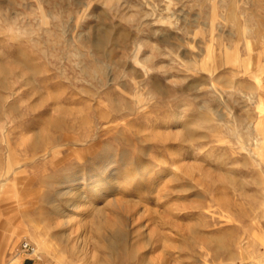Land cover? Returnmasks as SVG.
Here are the masks:
<instances>
[{"label":"rangeland","instance_id":"1","mask_svg":"<svg viewBox=\"0 0 264 264\" xmlns=\"http://www.w3.org/2000/svg\"><path fill=\"white\" fill-rule=\"evenodd\" d=\"M260 109L264 0H0V264H264ZM72 186L112 256L61 225Z\"/></svg>","mask_w":264,"mask_h":264},{"label":"bare ground","instance_id":"2","mask_svg":"<svg viewBox=\"0 0 264 264\" xmlns=\"http://www.w3.org/2000/svg\"><path fill=\"white\" fill-rule=\"evenodd\" d=\"M260 111L262 112L261 116H264V109H260ZM105 155H106V153H105ZM69 157H70V155H69ZM100 157L102 159L99 158L100 160H98L95 163V165L88 171V175H87V179H86V183H87L86 189L88 188L89 192L91 194H93L92 196L97 197L101 203L103 202V206L101 208H98V209L94 208L95 209L94 211H96L97 213H101L105 208H108V207L116 209V207H117L116 201L110 199V196L112 193H115L116 191H118V187H119L118 186L119 184L116 183L119 180V176L117 174H115L116 170L113 169V167L115 165V161L113 160V157L112 156L108 157L107 155L104 157H102V156H100ZM152 172L149 170H146V171H144L138 175H126V176H124L125 184L128 186H132V185L139 184V183L145 184L148 180V177L152 174ZM136 173H138V172H136ZM84 194L85 193H83V191L81 192L79 190V187L72 186V187L66 188L65 192L62 194L61 197L63 198L64 203L67 204L69 212H71L72 214L71 215L67 214V215L63 216V221H62L61 225L65 226V227H71V228H73L72 226L79 227V228L82 227V228H85V230H86V227L89 226V224L90 225L92 224L94 226V224L92 222L93 217L91 218L90 221H87L85 219L86 214L89 212V202H88L89 199L86 198ZM77 214H80V216L76 220L75 218H76ZM104 221H106V220H104ZM94 227H96L97 230H96V232H94L93 237L91 236L92 240L96 244L101 239L104 240L106 242V244L108 245V248L110 250L109 256H112L113 250L115 249V244H117L118 242H121L122 238H123V236L121 238V235H122V224H121V222L118 223L116 229L114 227H113L114 229H112L111 227L107 226L106 224H100V225H97ZM41 248H42V245L38 246V250L35 248V254L33 256H37V253H38L39 249H41ZM84 253L90 259L98 258L95 251L89 252V254H88L86 251V248H85Z\"/></svg>","mask_w":264,"mask_h":264},{"label":"built area","instance_id":"3","mask_svg":"<svg viewBox=\"0 0 264 264\" xmlns=\"http://www.w3.org/2000/svg\"><path fill=\"white\" fill-rule=\"evenodd\" d=\"M21 251L28 256H33L35 254V247H33L30 243L24 242L21 244Z\"/></svg>","mask_w":264,"mask_h":264}]
</instances>
